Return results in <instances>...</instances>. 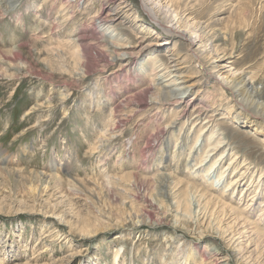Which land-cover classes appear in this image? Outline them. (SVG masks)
I'll return each instance as SVG.
<instances>
[{"label": "rangeland", "instance_id": "rangeland-1", "mask_svg": "<svg viewBox=\"0 0 264 264\" xmlns=\"http://www.w3.org/2000/svg\"><path fill=\"white\" fill-rule=\"evenodd\" d=\"M55 1L24 0L13 14L0 5V264H115L116 251L119 264H183L185 257H190L188 264H264V240L256 243L252 234L241 245L233 243L238 237L219 239L220 226L235 233L240 227L216 203H230L227 186L242 175L231 203L243 220L264 231L259 216L264 207V121L235 105L205 72L212 57L226 54L234 68L264 82V0H162L156 12L165 22L177 13L184 24L203 27L204 38L217 47L218 52L204 53L201 65L191 58L186 41L169 38L150 22L138 0H128L139 15L138 29L122 16L113 22L114 32L106 31L114 41L131 47L158 35L169 41L168 50L150 48L129 68L126 62H112L105 48L95 19L104 0ZM168 9L174 13L167 14ZM59 10L67 14L64 26L53 30ZM16 47L20 59L12 56ZM172 49L184 60L189 84H195L186 97L213 106L211 124L202 120L193 127L195 117L189 114L172 131L168 125L176 113L151 105L157 95L153 74L165 72L160 71L169 65ZM204 128L200 149L185 169ZM114 129L112 139L103 142L102 136ZM184 134L191 142L181 148L176 142ZM222 139L230 144L210 152L209 164L199 170L211 145ZM234 157L236 173L227 170ZM159 174L172 176L167 180L171 211L161 195L165 185L157 180ZM202 189L211 196L200 197ZM145 216H152V227L142 223ZM198 218L210 225L201 239ZM227 249L238 256L226 260L222 254Z\"/></svg>", "mask_w": 264, "mask_h": 264}, {"label": "bare ground", "instance_id": "bare-ground-1", "mask_svg": "<svg viewBox=\"0 0 264 264\" xmlns=\"http://www.w3.org/2000/svg\"><path fill=\"white\" fill-rule=\"evenodd\" d=\"M90 1L91 0H67V2L70 5L73 2H74V4L80 5L81 3L82 4H85L86 2H90ZM138 1H139V4H140L141 8H142V11L147 15V17L149 18L150 22L153 23L157 28H159V30L161 32H163L164 34L168 35L169 38H171V39H175L177 37L179 40L180 39H183L184 41H186L188 43V47L190 48V51H191V55H190L191 58L192 59H195L196 62H198L200 65L202 64V62H204L203 61V59L205 57V54L204 53H206V55L207 54L209 55L212 52H218V49H216L217 47L215 45L211 44V46H210V44H209L210 39L208 40V38L207 39L204 38V30H203V27H199L198 25H196L197 23L195 25H192V24L191 25L184 24V22L178 18L177 13L173 17H169L168 21L165 22V20L163 19V17H160L157 14L158 12H156V8L159 7V4L162 2V0H155L153 3H152L151 0H138ZM23 2H24V0H0V5L2 7L3 6H6V13L7 12H11L13 14L14 12H16L17 10L20 9L19 7L22 4H24ZM68 3H67V5H68ZM89 8H90L89 6H86L85 7V10H87ZM90 10H91V8H90ZM62 13H64V10H59L57 12V14H58L57 16L60 19L59 20L56 19L57 20L55 22L56 28H53V30H55V29H61L62 26H64L63 23H64L65 20L63 21L62 19H64L67 14L62 16ZM172 13H174V11H171V9H168L167 10V14H172ZM95 16H96L95 19L99 22V27L98 28L103 33V35H101V36H103L102 39H103V42L105 43V48L107 49V52L110 55V58H111L112 62H114V63H117L119 61L120 62H126V64L128 65V68H129L130 62L133 60V58L143 56L144 53L147 52V50L150 49V48H154L155 51L156 50L159 51V50H168L169 49V41L167 39H162L163 37H161L160 35H158L153 42L146 43V44L141 45V46L131 47V45H128V43L127 44L126 43H124V44H122V43L121 44L116 43V41H114V35L112 33L106 32V31H110V30H111V32H114L115 30H114V27H113V22L115 20H118V19L122 18V16H125V18L127 19V22L128 23L131 22V25L132 26H136L135 29H138L137 28L138 27L137 23H139V19H138L139 15L137 16V14L134 13V8L132 7V4H130L128 2V0H104L102 6L100 8V12L98 13V15H95ZM68 19H69V17H68ZM128 19H132V20L128 21ZM206 30H208V29H206ZM143 32H144V30H141L140 34H142ZM42 38H45V37L43 36ZM139 38L142 39V40L147 39L144 36L139 37ZM214 39H215V37H214ZM220 39L223 41L224 44L226 43V40L227 39L225 37H222ZM226 46H227V44H226ZM129 48H132V49H129ZM175 49H172L173 50V53H171L170 51H168V52L171 53V56H173V57H171L169 65H163L164 66V69L160 71V72H163V71H165V72L162 73L161 75L160 74H157V73L156 74H153L154 75V80L153 81H155L154 86L156 85V87H157L156 88L157 89V95H156V98L155 99H152L151 105L152 106H156L157 104H159V108L162 109V110H164V112L171 111L173 113L174 112L176 113V118L174 120H172L170 122V124L168 125V127L171 128L172 131L175 128L178 127V125L182 122V120L184 118L185 119H189L190 118V115L189 114L194 115V117H195V119H194L195 123L193 124V127H194V125L196 123H198V122H200L202 120H205V123H203L205 125L211 124L212 121H214L213 120L214 118L212 119V117L214 116V114L213 115H210L211 110H213V106L207 105L206 103L202 102L199 99V97H196V96L195 97H192V98L186 97L187 94H189L192 91V89L195 86V84H191V83L189 84L188 78H190V77H188L189 75L187 74L186 67H185V65H183V64H185L184 63V60L183 61L181 60L180 55H178L179 54L178 51L176 52ZM15 50L16 51H14V52H16V54L13 53L14 55L12 54V56H14L15 59L16 58H19L20 59V53H19L20 50H21L20 47H16ZM174 53H178V54H174ZM21 54H22V51H21ZM60 54H61V52H60ZM221 55L218 54L216 57H212V60H213L212 65L210 64L209 68H206L205 69V72L208 75L209 80H214L215 82H217L221 86V88L225 89L229 93V96H230V98H232V100H233V102H234L235 105H237L238 107H240L243 110H248L249 112H251V114H253V115L257 116V117H260L264 121V82H262V81L261 82L256 81L255 78L252 77V72H250L248 70L234 68L233 63L230 62V61H228V59H225V56H227V55L226 54H225V56H221ZM229 55L231 56L233 54L231 53ZM19 59H18V61H19ZM212 60H210V61H212ZM85 63H86V61H85ZM80 72H82V71H80ZM164 79H165V81H164ZM62 94H61V100L64 102V99L66 98V96L65 95H62ZM47 103L51 104L52 103V100L51 99H48ZM251 103H253L254 105L255 104L256 105L258 104V106L259 107L261 106L263 108V110L260 112V110H258L259 109L258 106L257 107H254V108L251 107ZM115 130L116 129L110 130V131H108L104 135V137L102 136V141L103 142H109L112 139V136L117 132ZM204 131H205V128L202 129V131L200 132V134H199V136L197 138L196 143L191 146V148H190V150H191L190 151V154H189V156H187L188 158L185 160V162L183 164L185 169H189L190 168L189 166L191 164L190 163L191 158L194 157L195 155H197V151L200 149V147L197 148L196 146L198 145L197 143L200 142ZM215 137H216V135L214 133L211 138H215ZM190 142H191V138L189 137V134H184V136L179 137L177 139V142L176 143L179 144L181 146V148H186L189 145ZM223 144L224 145L226 144L225 146H227L230 143H228L226 141V139H222V141H219L217 144L211 145V147H213V149L210 148L211 151H209L207 153L206 157H204L201 160L200 166L198 167L199 170H201L203 167H206L209 164V162H207L209 153L210 152H213V151H218V150H220V148H224L223 147L224 146ZM105 148H106V145H105ZM195 149H197L196 152H194ZM183 150L184 149H182V151ZM226 151H227V149L221 153V155L219 157V160L217 162H215L213 165H211L210 171H213L216 168L217 163L220 160L222 161V159L225 158L224 155H225ZM179 155H181V154H179ZM176 157H177V154L175 153V158ZM235 157H234V159H232V161L230 162L229 166L227 167V170H231V172L234 171V173H236L235 172L236 171V167H237V161L236 160H238ZM227 170L222 171L220 173L219 178H218V182L219 183L225 178V174H226ZM199 173H201V171H199ZM262 173H263V171H262ZM169 176H171V175L169 174ZM169 176H166V174H159L158 177H157V180L160 183H162V185L163 184L165 185V188L163 189L164 190V194H161V195H162L163 199L164 198L166 199V202L163 201V202L167 203V206L165 205L166 209L168 208V210L171 211V209H172V207L174 205L173 204H170L169 203L170 201L168 200L170 198V195H171V193L169 192V186L167 184V180L169 179ZM203 176H204V178H206V177H209L210 174L207 173V174H205ZM242 177L243 176L241 175L240 177H237V178L232 179L231 182L229 181L230 184H228V186H227L228 189L225 188V189L229 190V192H230V195H231V198H229L230 203L233 200V196H234V194H235V192L237 190V187L241 183ZM204 183H205V180H204ZM186 185H187V183H186ZM205 185H207V184H205ZM259 189H260V186L257 187L256 194L259 193ZM206 191H205V189H202V191H200V193H201L200 194V197H206L205 199H207V197H210L211 194L208 195L209 190H206ZM198 192L199 191H197V193ZM224 196H225V194L223 192L222 197L224 198ZM162 197H160V198H162ZM222 197H221V199H222ZM202 199H204V198H202ZM211 199L212 198H210L209 201H211ZM155 200H157V199L155 198ZM159 200H157V202H158L157 204L160 205L161 204V201H159ZM216 200H217L216 203L219 205V209H221L222 215L223 216L224 215H229V218L228 219H231L232 222H234L233 223V224H235L234 226L240 227L239 230H237V233H235L234 231H229L228 232L227 230H224V228H222L220 226V228H218L221 231V234H219V239L226 240L227 238H229L228 240L230 242H232V241L235 240V238L238 237L236 239V241H234L233 243L238 242L241 245L242 243L248 242L247 240H250L252 238L251 235H250V234H252V236L255 237V240L254 241L256 243L257 242L258 243H262V241L264 240V231H261L258 228V225L259 224L257 225V224L250 223V222L247 223L245 220H243V218H242L243 217V214L242 213H239V211L236 208V206H233L232 205L233 202L230 204V203H228L226 201H222L220 199H216ZM186 202H187V204H189L188 203V200ZM178 206L180 207L181 204L179 203ZM163 207L160 206L161 209ZM208 208H210V206ZM131 210H134V209H131ZM197 210H198V207H197ZM261 210L262 211H261V214L259 216L260 217H262V216L264 217V207ZM244 211L246 212V210H244ZM200 212H201V210H200ZM190 213H191V210H190ZM193 214H191V215H193ZM208 214H207V216H208ZM204 215H206V214H204ZM182 216L180 218L178 216V218H179L178 221L179 220L181 221ZM151 217L150 216H145L144 218H142L143 219L142 220V223L144 225H148V226L151 225V227H152L153 224L151 223L152 222ZM183 217L188 219V217L186 215L183 216ZM131 218H132V216H131ZM109 219H110V217H109ZM202 219H203V217H202ZM198 220H199V223H201V225L203 226V228H202L199 225L203 229L199 233V238L201 239L202 237H205V235H207L209 233L210 225H204L205 224V221L204 220H200V218H198ZM211 220H210V222H211ZM138 221H139V219H138ZM208 221H209V218H208ZM179 225H180V223H179ZM214 226H216V225H214ZM215 231H216V229H215ZM248 235H250V238L247 237ZM232 245L234 246L235 244H232ZM116 252L117 253L115 254L116 256H115V261L114 262H115V264H119V262H120L119 251H116ZM185 253H186V251H185ZM212 255H214V254H212ZM222 255H223V258H225L228 261L229 260H232V259H235L238 256V254H236V252L230 251L228 249L225 250V253H223ZM189 258L190 257L183 258V261H182L183 264H188L189 263L188 262L189 261ZM226 264H229V262L226 263Z\"/></svg>", "mask_w": 264, "mask_h": 264}]
</instances>
